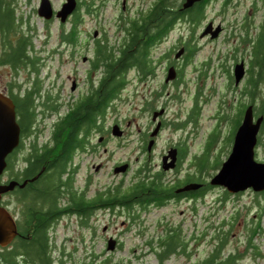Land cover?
I'll use <instances>...</instances> for the list:
<instances>
[{"label":"rangeland","instance_id":"1","mask_svg":"<svg viewBox=\"0 0 264 264\" xmlns=\"http://www.w3.org/2000/svg\"><path fill=\"white\" fill-rule=\"evenodd\" d=\"M63 1L51 0L54 10L60 8ZM77 1V10L64 22L56 16L50 19L39 16V0L17 2L18 13L26 17L35 30L33 44L42 58L38 71L43 84L47 89L46 75L51 73L58 85L50 91L57 90L56 100L60 106L56 114L41 121L43 131L38 142L49 136L53 118L66 110L67 102L77 92L69 88L70 77L75 76L80 81L81 91L86 88L84 77L89 60L83 56L93 54V30H98V40L115 43L123 22L145 12L153 0ZM262 6L263 0H230L226 5L223 0H208L197 22L188 18L175 20L169 32L150 49L153 72L140 78L136 69H129L123 87L99 117L98 126L90 130L83 146L74 151L70 164L78 166L73 174L74 189H81L88 180L90 183L85 190L89 196L96 188L114 189L118 184L127 188L143 171L161 172L170 182L183 178L194 169L192 160L202 153L210 132L216 128L219 135L209 159L211 163L222 161L230 149L231 142H226V135L233 127L231 118L241 102L249 101V96L241 91L247 71L237 85L233 83L234 63L244 59L247 68L249 59L246 50L250 47L246 41L240 42L244 32L240 26L247 22L250 33L254 34L263 19ZM209 20L214 26L218 23L222 26L214 38L200 35ZM70 26L76 28L72 44L66 37ZM84 30L89 31L88 34ZM182 45V54L175 57ZM170 64L178 67V74L165 82ZM8 77L9 73L2 68L3 81ZM160 108L163 112L153 120L152 111ZM222 116L225 119H221ZM157 120L161 121V126L152 136L154 141L148 150L149 133ZM114 123L122 129L120 135L112 133ZM260 134L262 141L255 146V157L264 160V133ZM173 144L184 147L186 155L177 168L163 170L160 154ZM122 163H128L127 169L114 172L113 167ZM140 166L145 168L137 173ZM216 170H206L202 175L205 181ZM224 189L212 185L196 198L182 197L142 207L133 205L129 210L117 205L100 208L91 214L86 226L77 223L74 216H61L50 230L53 254H58V247L64 249L65 264H202L219 241L218 229H230L220 255L236 250L241 258L235 264H264V193L248 187L234 193L228 191L224 198ZM4 204L15 213L14 197L4 196ZM232 214H237V219L230 226ZM124 220L126 223L122 225ZM252 226L256 229L251 248L248 235ZM171 228H178L176 239L180 248L159 262L155 248L161 249L160 240ZM110 234L118 235L121 247L102 252L107 248Z\"/></svg>","mask_w":264,"mask_h":264},{"label":"trees","instance_id":"2","mask_svg":"<svg viewBox=\"0 0 264 264\" xmlns=\"http://www.w3.org/2000/svg\"><path fill=\"white\" fill-rule=\"evenodd\" d=\"M182 1L153 0L145 12L141 11L137 16L128 18L126 23L123 22L121 35L115 43L102 39L96 43L93 64L98 66L100 75L97 87L81 95L78 101L71 108L69 107L70 109L66 108L56 119L49 141L41 144L31 142L30 149L24 157L26 162L23 173L29 177L27 179L29 181L25 185L23 194L20 195L18 190H15L11 196L15 198L16 211L15 213L10 211L15 217L18 233L10 244L0 247V264H55L49 250L48 228L52 222L51 226L55 225L65 207L70 206L69 209L82 211V207L88 204L79 196H72L69 205L66 204L67 201L64 203L63 196L67 193L66 185L70 180L69 177L65 179L63 173L69 170V162L74 151L83 146L84 135L98 126L99 117L104 114L108 105L123 87L127 71L136 69L140 78L151 74L153 60L150 49L156 44V40L169 32L178 16L186 14L190 21L197 22L202 17L203 7L208 0H198L185 9L180 8ZM229 1L223 0V4L226 5ZM17 2L18 0H0V62H7L14 68L16 79L21 67H26L28 73H38L40 58L35 53L33 44L35 30L29 20L18 13ZM262 7L263 19L254 34L250 33V25L247 22L240 26L244 31L240 36V42L246 41L250 47L246 50L249 59L247 75L241 91L249 96L247 103L258 100V103H253L254 113L263 115L257 144L262 141L260 133H264V0ZM75 33L76 28L73 27L66 37L75 39ZM235 49H239L238 45ZM234 58H236L235 54ZM34 88L31 87L26 92L24 100L18 102V105L20 103L24 106L19 114H22L26 130L30 120L38 115L35 107L32 106L33 90L37 91ZM247 103L241 102L232 116L233 127L226 135V142H231V135L239 124ZM224 117L222 116L221 119H225ZM218 135L217 128L210 132L204 150L192 160L194 169L187 172L183 178L170 182L159 172H144L145 167L140 166L137 173L143 171V174H137V179L127 188H121L120 184L114 189L108 188L100 195L99 200L103 201L105 207L117 205L126 207L128 210L133 205L142 207L149 203L160 204L164 197L171 195L175 186L185 184L186 181L202 182L198 188L181 190L187 197L196 198L202 195L212 186L205 181L203 173L209 168H218L222 162L216 160L211 163L209 159L212 153L211 147L217 141ZM182 155H186L184 147ZM45 163L43 168L42 165ZM9 166L11 169L17 168L16 166H21V161L12 158ZM15 173V177L20 174L19 171ZM44 174L45 176L42 177ZM259 192L264 193V189ZM228 193L224 189L223 197L225 198ZM11 201H13L12 198ZM236 219L237 214H232L229 225L232 226ZM255 229L256 226L249 228L248 246L251 248L254 246L252 239ZM176 233L178 234L177 230ZM229 233L230 229H218L216 237L219 241L210 254L202 260V264H235L240 260L241 254L235 250H229L226 254L220 255L223 254V245ZM177 244L178 240L169 231L167 237L159 243L161 249L155 248L159 262H162Z\"/></svg>","mask_w":264,"mask_h":264},{"label":"water","instance_id":"3","mask_svg":"<svg viewBox=\"0 0 264 264\" xmlns=\"http://www.w3.org/2000/svg\"><path fill=\"white\" fill-rule=\"evenodd\" d=\"M198 0H183L181 9L192 6ZM77 0H64L60 8L54 10L51 0H39L37 13L44 19L58 17L60 22L66 21L67 17L76 8ZM221 24L215 26L210 20L205 25L200 35H209L210 38L218 36L221 31ZM184 48L180 47L175 53L179 57ZM246 73V64L244 59L236 61L233 66V83L237 85ZM176 77V68L169 65L166 69L164 81L167 82ZM163 112V108L152 111L154 120L158 114ZM263 119L259 114L254 117L253 103H247L242 111L239 124L233 133V140L227 156L222 160L217 170L209 177L210 185L223 186L229 192H237L248 187L254 191L264 189V160H258L255 157V146L257 144L258 132ZM161 121L157 120L149 135L151 138L147 143L149 150L154 138L160 129ZM111 131L115 135H120L122 129L117 123L111 126ZM19 126L15 119V109L12 100L0 91V174L6 167V155L18 143ZM176 148L170 147L162 157V167L164 169L174 167L176 160ZM168 157L170 159L168 160ZM128 163H122L113 167L114 172L125 171ZM26 181L19 183L16 179H11L6 183H0V199L2 193L11 190L15 185H24ZM202 182L189 181L178 187L176 190L195 189L201 186ZM18 233L16 220L12 212L0 203V247L7 246ZM108 249H113L112 239L108 240Z\"/></svg>","mask_w":264,"mask_h":264},{"label":"flooded vegetation","instance_id":"4","mask_svg":"<svg viewBox=\"0 0 264 264\" xmlns=\"http://www.w3.org/2000/svg\"><path fill=\"white\" fill-rule=\"evenodd\" d=\"M77 5H78V1L76 4V8L74 9L73 12H75L77 10ZM71 14H73V13H71ZM185 18H187L186 14H184L183 16H178L176 18V21H178L180 19H185ZM72 29H73V26H70L67 30V33L72 31ZM84 31H86L87 34L89 32L87 30H84ZM99 36H100V34H98V30L94 29L93 30V36H92V39L94 40V42L91 45L93 54L91 57H89L90 55H84L83 56V59L85 58L86 60H89L88 61V63H89L88 71L85 73V77H84V80L86 81L85 90L84 91L80 90V88H79L80 81L75 76L70 77L69 88L71 91L76 90L77 92L75 95H73L71 97V100L67 102V104H68L67 108H69V107L71 108L73 106V104L76 103V101H78V99L81 97V95H83L84 93H86L88 91L94 90L97 87V84H98L99 79H100V75H99V71H98V66H95L93 64V61L95 60V55H96L95 45L99 41L98 40ZM162 38L163 37L156 40V42L162 40ZM67 41H69V43L72 44V43H74L73 41H75V39H71L70 37H67ZM181 47L184 48L183 45ZM0 51H1V48H0ZM35 53H38V52L35 51ZM71 53H72V51H71ZM38 61H39V66H40L42 58H39ZM174 67L176 68V77H177L178 67H176V66H174ZM2 68H5L7 70V72L9 73V77L7 78L6 81H3V79L1 78V69ZM14 72H15L14 68L9 63H7V62L1 63L0 62V91L12 100V102L14 104V109H15V119H16V122L19 126L18 143L6 155V167L4 168L3 172L0 174V183H6L11 179H16L19 183L23 182L24 180L26 182L24 183V185L17 184L14 186L13 189L2 193L1 199H0L1 204H4V196H6V195L12 196L15 190H18L20 195L23 194V192L25 191L24 190L25 185L29 181V180H27V179H29V177L24 175L23 169H24V165L26 162L24 157H25L26 153L28 152V150L30 149V144L33 141L36 143H39V144L48 142L50 137H51L52 127H53L56 119L61 116V114H60V115L56 116L55 118H53V120H52L53 124H52V127L50 129L49 136L46 139H44L42 142H38V137H39V135H41V132L43 131L42 126H40L41 121L45 122V119L48 116L56 114L57 109L60 106V104L56 100L57 99L56 98V96H57L56 91L57 90L52 91V92L50 91L51 88H53V87L57 88L58 85L56 82H54L53 75L51 73L46 75V77L49 79V85L46 89V87L43 84L42 75H40L39 72L38 73H28L26 67H21V68H19V73L17 75V79L14 75ZM68 76H70V75H68ZM31 87H35L34 89L37 90L36 92L33 90V95H34L33 97L34 98H33V102H32L33 105L32 106L35 107V110L37 111L38 115H37V117H34L30 120V125H29L28 129L26 130L24 127L25 124H24L22 114H19V113H21V108H23L24 106H23V104L21 105L20 103L18 105V102H22L24 100L26 92L29 89H31ZM61 87L63 88V85ZM72 94H73V92L70 93V95H72ZM19 109H20V111H19ZM254 117H256L255 113H254ZM82 134L80 135L81 137H82ZM87 134H85L84 137L82 138V144H84ZM258 134H259V132H258ZM232 140H233V133L231 135L230 147L232 144ZM80 147L76 150H79ZM170 147L176 148L177 152H176V160H175L174 168L175 167L177 168L181 162V159L183 158V155H182V148L183 147H181L179 144L169 145L166 149H164L161 152V154H160L161 163L160 164L162 167V157L168 151V149ZM12 158H15V160H20L21 166H16L17 168L13 167V169H11L9 166V161ZM169 159H170V157H168V160ZM47 160L45 162H47ZM71 160H70L69 166H68L69 170H66L63 173V176L65 177V179H67L69 177V180H70V181H68L69 183L66 185V187H67L66 192L67 193H66V195L63 196V200L64 201L66 200L67 201L66 204L69 205L71 203L72 196H79L84 200V202H88V204H87L88 206L86 205V207H85V205H84V207H82V211L78 210L77 208H75V209H77L78 211L72 210V209H69L70 206L69 207L67 206V207H65V210L60 213L57 221L59 220V218L61 216H64V215L74 216L76 218L75 220L77 223H79L81 226H86V225H88V220L92 218L91 214L94 213L95 210L100 209V208L101 209L105 208L103 201L99 200V199H101L100 195H102L105 192V190L96 188L94 193L89 196L88 191H86L87 190L86 187H88L90 180L87 181V184L80 186L81 189L75 190L74 187H76V186H73L72 182L74 181L73 180V174H74V172L77 171L78 166L77 167L71 166L70 165ZM15 165H17V164H15ZM45 165H46V163L44 165H42V167L44 168ZM162 169L164 170L163 167H162ZM15 171L20 172V174H18L16 177H15V174H16ZM44 176H45V174L42 175V177H44ZM183 184L184 183L179 184L178 186H175L176 188L174 187L172 189L173 191L171 192V195L164 197L160 204L165 203L169 200L187 197L186 194L184 193V191H177L176 190L178 187H180ZM106 207L108 209L110 206L107 205ZM125 223H126V221L124 220L122 222V225ZM52 224H53V222L51 223V225ZM51 225H50V228H48V230H47L48 241H49V250L51 252V255L54 258L55 264H65L66 260H64V256L66 255V252L64 249H61V247H58V254H56V256H54V254H53L54 245H53V243L50 242V239H51L50 230L52 229V227L54 225L53 226H51ZM170 230H171L170 233H172L173 236L176 237L177 236L176 230H178V228H171ZM166 237H167V235L163 239H165ZM109 239H112L113 249L121 247L122 243H121L118 235L116 236V235L110 234L107 237V243L106 244H108ZM160 242H161V240H160ZM179 248H180V246L178 244L175 245L174 248L172 249L171 253H175L176 251L179 250ZM113 249H110V250H113ZM152 249H154V248H152ZM105 250L108 251L109 249L105 247V249L104 248L102 249V252H104ZM182 251H185V246H182ZM236 252L240 253L239 251H236Z\"/></svg>","mask_w":264,"mask_h":264}]
</instances>
